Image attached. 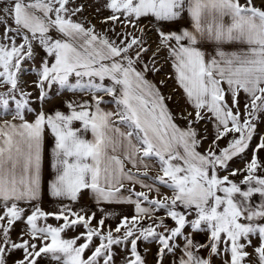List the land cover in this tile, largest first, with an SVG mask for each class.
<instances>
[{
    "label": "snow or ice",
    "instance_id": "snow-or-ice-1",
    "mask_svg": "<svg viewBox=\"0 0 264 264\" xmlns=\"http://www.w3.org/2000/svg\"><path fill=\"white\" fill-rule=\"evenodd\" d=\"M85 11L0 0V264H264V0Z\"/></svg>",
    "mask_w": 264,
    "mask_h": 264
},
{
    "label": "rangeland",
    "instance_id": "rangeland-1",
    "mask_svg": "<svg viewBox=\"0 0 264 264\" xmlns=\"http://www.w3.org/2000/svg\"><path fill=\"white\" fill-rule=\"evenodd\" d=\"M84 1V0H83ZM85 3V1H84ZM89 15V14H88ZM91 17L88 16L87 19H90ZM93 21V20H92ZM93 23H97V22H93ZM98 26V25H97ZM155 40V35L154 34H150V42H153ZM153 48H155V44L153 43ZM150 55V54H149ZM164 53L161 54V57H163ZM145 59H148V57H145ZM161 64L163 65V68H162V71L160 73H156V74H150V77L152 78H156L158 81L156 83H158L161 79L164 78V75L166 73L169 72L168 68H167V63H165L163 61V59H161ZM27 66V65H26ZM167 68V69H166ZM26 80H28L29 82L31 81V79L33 78L31 75L29 76H26L24 77ZM163 91L165 94H168L172 91L173 89V84H172V81L169 80L167 82V85L165 87H162ZM179 100L178 99V96H175L173 98L172 101H169V103L171 104L172 103V109L173 111H178L177 107H176V101ZM181 104V103H180ZM181 107H183L181 105ZM211 139V135H209V140ZM205 147L207 146V142H205ZM264 155V154H262ZM243 165L241 164V162L239 160H237L234 164H233V167H242ZM89 203V202H88ZM42 207H44L46 210H53L55 208L58 207V202H51V201H43L42 202ZM93 210L97 212V219H99L101 217V213L99 212L98 209L95 208V206L93 205ZM109 211L113 212V213H121L123 212L124 214H131V209H129L128 207L126 208V206H112L108 209ZM109 223H112L114 225L115 223V220H109L108 221ZM49 223H52V224H55L56 221L55 220H52L50 219L49 220ZM74 235V233L72 232H69L68 233V236H72ZM143 248V245L141 246ZM155 251V249L153 248L152 252H149L148 255H147V259L149 261V264H151L152 260H153V252ZM19 255V254H17ZM119 259V258H118ZM42 264H46V261L45 262H42Z\"/></svg>",
    "mask_w": 264,
    "mask_h": 264
},
{
    "label": "crops",
    "instance_id": "crops-1",
    "mask_svg": "<svg viewBox=\"0 0 264 264\" xmlns=\"http://www.w3.org/2000/svg\"><path fill=\"white\" fill-rule=\"evenodd\" d=\"M84 1H85V3H84ZM84 1L83 0H78V2L84 3L86 5V11L84 12V17L83 18L87 19L88 16H90L91 17L90 19L93 20L92 22H97L96 17L107 14L106 12L97 13V11H96V9L102 5L103 0H84ZM256 2L260 3L261 0H256ZM97 27H98V30H100L102 26L98 24ZM167 68L170 71L168 63H167ZM148 78L153 80L154 82L158 81L156 78L150 77V74H149ZM172 84H173V87H174L173 81H172ZM161 90H162V92H164L163 89H161ZM54 92H55V89H53V93ZM178 99H179V96H178ZM53 103L56 104L58 107H60V105L58 104V101L54 100ZM180 103L183 106V102L180 101ZM169 107L172 108V103L171 104L169 103ZM48 171H49V169L46 168L45 178H48ZM47 200L51 201V202H57L54 199H52L50 196L45 195L44 198H43V201H47ZM84 203H88V201H84ZM220 261H221L220 257L215 258V264H220Z\"/></svg>",
    "mask_w": 264,
    "mask_h": 264
},
{
    "label": "built area",
    "instance_id": "built-area-1",
    "mask_svg": "<svg viewBox=\"0 0 264 264\" xmlns=\"http://www.w3.org/2000/svg\"><path fill=\"white\" fill-rule=\"evenodd\" d=\"M25 79V78H24Z\"/></svg>",
    "mask_w": 264,
    "mask_h": 264
}]
</instances>
